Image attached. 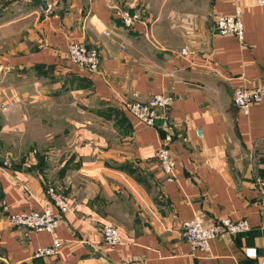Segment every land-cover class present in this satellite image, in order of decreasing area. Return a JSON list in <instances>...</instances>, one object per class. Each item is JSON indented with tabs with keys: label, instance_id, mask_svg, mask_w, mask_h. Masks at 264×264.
<instances>
[{
	"label": "crops",
	"instance_id": "1",
	"mask_svg": "<svg viewBox=\"0 0 264 264\" xmlns=\"http://www.w3.org/2000/svg\"><path fill=\"white\" fill-rule=\"evenodd\" d=\"M29 0L0 11V264H253L264 258V5L254 0ZM139 9L123 26L115 8ZM241 10L243 38L215 19ZM96 48L90 72L68 44ZM185 49L181 53V49ZM263 88L243 114L235 88ZM171 95L174 178L154 158L163 129L128 101ZM15 103L16 106L3 109ZM200 131V135L197 134ZM6 162V164H4ZM52 186L71 210L54 233L12 227ZM55 210L53 207H51ZM245 219L249 229L192 249L181 223ZM114 226L122 243L100 232ZM62 241L58 253L35 249ZM254 249L255 256L245 255Z\"/></svg>",
	"mask_w": 264,
	"mask_h": 264
},
{
	"label": "built area",
	"instance_id": "2",
	"mask_svg": "<svg viewBox=\"0 0 264 264\" xmlns=\"http://www.w3.org/2000/svg\"><path fill=\"white\" fill-rule=\"evenodd\" d=\"M257 4L264 5V0H254ZM115 14L126 28H132L135 22H139L141 12L139 9L131 10L129 8H115ZM215 31L219 35L233 34L238 39L243 38V19L241 10L237 9L231 15H219L215 19ZM186 50L181 49V53ZM67 54L71 62L90 72H96L100 66V54L96 48H88L84 44L72 41L68 44ZM263 88L254 86L252 88L238 87L233 90L232 102L234 106L243 114L248 113L249 108L258 103L262 98ZM173 99L171 95L153 94L145 101H128L125 106L129 113L147 126L154 127L157 121L163 129V135L160 144L154 150V158L158 162L164 179L171 181L174 178V159L169 152L167 145L171 142L173 136V126L171 125L169 111ZM16 106L11 103L2 108L9 109ZM200 135V131H197ZM6 164V162H4ZM48 202L40 210L20 211L8 214V223L12 227L24 228L25 232L46 231L54 233L61 218L71 210L69 201L54 187L46 188ZM53 207L55 210H53ZM262 215L264 217V199L262 200ZM249 225L245 219L234 220L230 217H223L210 224H205L202 219L195 215L192 219L181 223L182 235L190 244L192 249L207 251L209 249V240L222 235L233 236L245 232ZM101 235L105 243L116 246L122 243L118 230L110 225L103 224L100 228ZM62 241L53 239L51 245L39 247L32 253L33 258L51 257L58 253ZM245 255L255 256L254 249H246ZM128 264H146L141 260H131ZM253 264H264V258H261Z\"/></svg>",
	"mask_w": 264,
	"mask_h": 264
},
{
	"label": "rangeland",
	"instance_id": "3",
	"mask_svg": "<svg viewBox=\"0 0 264 264\" xmlns=\"http://www.w3.org/2000/svg\"><path fill=\"white\" fill-rule=\"evenodd\" d=\"M29 0H0V11L7 12L8 14L17 11L21 7H24Z\"/></svg>",
	"mask_w": 264,
	"mask_h": 264
},
{
	"label": "water",
	"instance_id": "4",
	"mask_svg": "<svg viewBox=\"0 0 264 264\" xmlns=\"http://www.w3.org/2000/svg\"><path fill=\"white\" fill-rule=\"evenodd\" d=\"M31 1H33L35 4L39 5L42 9L47 8L46 0H31Z\"/></svg>",
	"mask_w": 264,
	"mask_h": 264
}]
</instances>
